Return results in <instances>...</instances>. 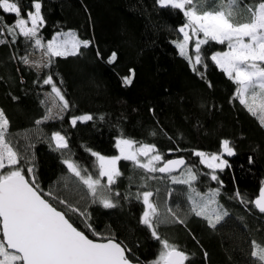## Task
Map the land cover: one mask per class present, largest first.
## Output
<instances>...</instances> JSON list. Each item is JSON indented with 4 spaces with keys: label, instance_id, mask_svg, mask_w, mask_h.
Masks as SVG:
<instances>
[{
    "label": "trees",
    "instance_id": "obj_1",
    "mask_svg": "<svg viewBox=\"0 0 264 264\" xmlns=\"http://www.w3.org/2000/svg\"><path fill=\"white\" fill-rule=\"evenodd\" d=\"M41 3L45 24L39 35L44 43L55 33L68 31L92 43L88 48L81 47V54L53 57L48 67H44L46 60L36 69L20 59L41 51L32 47L34 41L18 36L13 42L6 30L0 34V39L6 41L0 44V109L10 121L9 134L17 138L23 170L34 166L36 181L45 192L64 194V180L69 173L62 163L66 156L49 146L53 131L67 136V153L90 171L95 157L87 148L105 156L117 155L115 142L120 136L155 144L165 159H186V165L199 175L194 186L200 192L220 188L217 199L228 213L215 227L211 226V231L191 226L186 240L179 245L190 256L185 264H258L251 257V242L264 245V214L251 204L241 203L235 193L238 190L251 200L264 180V126L236 98L234 82L208 59L212 52L225 50L226 45L211 42L204 46L208 67L197 66L202 78L179 55L174 43L181 39L177 29L185 22L179 10L161 8L156 0H41ZM20 6L22 14L34 10L31 0H20ZM0 17L8 25L17 18L2 10ZM97 51L102 53V59L97 57ZM112 52L117 53V60L108 64ZM129 69L135 70V76L131 85H125L122 78L129 74ZM48 75L53 76L70 107L63 113V119L37 125L36 120L42 119L49 107L48 102L41 103L47 101L44 93L51 91L50 85L43 84ZM83 114H91L94 119L73 127L70 118ZM153 132L156 134L152 135ZM223 139L231 142L235 155L225 153L231 167L216 170L221 185L205 175L211 170L193 153H219ZM118 167L122 175L113 190L121 193L119 205L113 209L89 205L90 223L96 232L115 233L117 240L132 250L133 261L150 264L161 245L140 223L143 205L135 194L138 190L160 188V196L164 195L161 198L172 206L179 193L167 196L163 185L168 181L151 180L147 182L149 187L143 188L145 173L131 161L121 160ZM73 219L89 237L97 238L85 229L80 218L73 216Z\"/></svg>",
    "mask_w": 264,
    "mask_h": 264
},
{
    "label": "snow or ice",
    "instance_id": "obj_2",
    "mask_svg": "<svg viewBox=\"0 0 264 264\" xmlns=\"http://www.w3.org/2000/svg\"><path fill=\"white\" fill-rule=\"evenodd\" d=\"M156 3L161 8L170 7L183 14L185 22L177 29L183 39L174 43L179 55L202 78L203 73L197 66L208 67L204 46L211 42L226 45V50L212 52L208 59L234 82L237 86L236 98L249 113L258 116L260 125L264 126V0H253L252 3L246 0H156ZM31 9L34 10L22 14L20 0H0V10L17 17L11 25L0 17V34L6 30L13 42L18 36L24 37L26 41H34L32 47L41 50L47 58L44 67L53 62V57L76 56L81 54V47L88 48L92 43L79 39L74 31L57 32L44 43L39 35L45 24L41 0H31ZM190 41H194V55L189 53ZM3 43L6 41L0 39V44ZM96 55L103 58L99 51ZM20 59L24 64L39 67L36 61L30 60L29 54ZM116 60L117 53L112 52L107 63L113 64ZM128 71L129 74L122 78L125 85H131L135 76L134 69ZM43 84L51 86L46 96L52 107H46L42 119L36 120L37 125L46 120L63 119V113L70 107L52 75L43 79ZM41 103L46 104L47 101ZM93 119L91 114L72 116L70 124L75 127L78 122ZM9 123L4 110L0 109V264H133L130 258L132 250L123 241H118L115 233L104 235L96 232L88 212V206L92 204L104 209L119 205L121 193L113 188L117 178L122 175L118 167L121 160L131 161L135 168L144 171L142 179L145 189L151 180L187 185L185 195L190 208L185 216L194 214L203 217L210 226L215 227L228 215L217 199L221 194L220 188L200 192L194 186L199 175L193 167L186 165L183 157L165 159L155 144L123 136L115 142L118 155L105 156L90 148L86 149L95 157L93 171L73 160L70 154L66 155L62 163L70 175L64 180V194L61 195L59 191L45 192L36 181L34 166L28 167L26 172L23 170L20 164L22 157L8 138ZM220 145L219 153L194 151L193 154L200 157V162L211 170L205 175L222 185L216 170L223 171L231 167L223 155L233 156L235 151L228 139L221 140ZM49 146L65 155L69 141L61 131H53ZM177 169L181 171L179 175H174ZM156 173L163 175H154ZM29 176L32 178L28 179ZM160 192L161 189L156 188L154 191L138 190L135 194V199L143 205L140 223L151 231L152 237L161 245L158 255L150 264H185L190 259L186 251L167 238H162L157 230L161 223H184L178 216L179 206L173 209L167 199L163 205L160 204ZM173 192V188H167L169 198ZM235 198L240 199L241 203L253 205L259 213L264 214V180L260 182L254 199L248 200L238 190ZM73 216L80 218L85 229L97 238H90L85 230L76 226ZM251 246V257L258 264H264V245L253 240Z\"/></svg>",
    "mask_w": 264,
    "mask_h": 264
},
{
    "label": "rangeland",
    "instance_id": "obj_3",
    "mask_svg": "<svg viewBox=\"0 0 264 264\" xmlns=\"http://www.w3.org/2000/svg\"><path fill=\"white\" fill-rule=\"evenodd\" d=\"M29 27L31 26L30 23L28 25ZM183 39V36L181 37L180 40ZM194 46V41H190L189 43V53H190V47ZM226 50V49H225ZM194 55V53L192 54ZM30 60L36 61L39 64V67L34 66L36 69H39L42 64L47 60L46 57L43 56L42 51L38 53H31L29 54ZM49 92H45L44 96L45 99L47 100L46 94ZM49 107H52L51 101H48ZM53 111L55 112L56 109L53 108ZM9 140L11 141L12 145L14 148L18 151L17 145H16V139L12 135L9 134ZM118 150H117V155H118ZM206 154H211V153H206ZM68 155L67 151L65 150V156ZM223 158L225 159L224 155ZM181 171V170H180ZM173 173L174 175H179V172ZM70 174H68L69 176ZM67 176V177H68ZM166 187V189L170 186H174V192L179 193V198H177L175 201V204L171 206L173 209H176L177 206H179V212L178 214L182 217L180 219L184 220V223H161L158 225V232L161 235L162 238H167L170 242H173L177 245L183 244V241L186 240L187 234L191 231V226L194 227H202L203 229L206 228L207 230L211 231V226L208 224L207 220L204 219L203 217H197L194 214H189L185 216V213L188 212V209L190 208V204L187 201L185 193L188 191V186L187 185H172L170 183H166L163 185ZM166 193V192H164ZM164 196V195H161ZM160 196V204L163 205L164 199L163 197L161 198Z\"/></svg>",
    "mask_w": 264,
    "mask_h": 264
},
{
    "label": "water",
    "instance_id": "obj_4",
    "mask_svg": "<svg viewBox=\"0 0 264 264\" xmlns=\"http://www.w3.org/2000/svg\"><path fill=\"white\" fill-rule=\"evenodd\" d=\"M176 158H178V157H174V158H169V159H176ZM185 159V158H184ZM185 162H186V159H185ZM183 167V165L181 166V168ZM178 170H180V169H177L176 171H178ZM258 191H259V189H258ZM257 194H258V192H257ZM255 198V197H254ZM253 198V199H254ZM257 210V209H256ZM91 238V237H90ZM133 264H142V263H140V262H136V261H133Z\"/></svg>",
    "mask_w": 264,
    "mask_h": 264
}]
</instances>
